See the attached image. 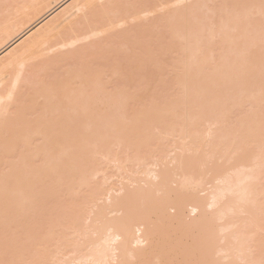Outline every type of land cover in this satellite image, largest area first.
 <instances>
[{
    "label": "bare ground",
    "instance_id": "obj_1",
    "mask_svg": "<svg viewBox=\"0 0 264 264\" xmlns=\"http://www.w3.org/2000/svg\"><path fill=\"white\" fill-rule=\"evenodd\" d=\"M263 104L264 0H0V264H264Z\"/></svg>",
    "mask_w": 264,
    "mask_h": 264
},
{
    "label": "rangeland",
    "instance_id": "obj_2",
    "mask_svg": "<svg viewBox=\"0 0 264 264\" xmlns=\"http://www.w3.org/2000/svg\"><path fill=\"white\" fill-rule=\"evenodd\" d=\"M250 19H252V18H250ZM250 19H249V20H250ZM249 20H248V21H249ZM252 20H253V19H252ZM252 20H250L251 23H253ZM254 21H255V20H254ZM249 23H250V22H248V24H249ZM208 25H210V24H208ZM213 26H214V27H213ZM212 27H213V29H214V28H216L217 26L212 25L211 28H212ZM208 28H209V27H208ZM214 30H216V29H214ZM161 32H162V31H161ZM216 42H217V41H216ZM215 48H216V46H215ZM216 49H217V50H216ZM216 49H215V50H216V53H217L219 49H218V48H216ZM167 59H168V57L165 58V61H166V62L163 60L164 63H166V65L163 66L164 63H163L162 60H161V62H162L163 64L161 63V64L159 65V67H158V68H160V66L162 65V66H163V68L161 67V68H162V71L164 70V67L166 66V68H167V64H169L168 61H167ZM170 59L173 60L172 57H171ZM172 60H169V62H170V61H171V62L174 61V60H173V61H172ZM219 63H220V62H219ZM173 64H174V63H173ZM173 64H172V65H173ZM169 65H170V67H171V69H172L171 64H169ZM168 67H169V66H168ZM170 67H169V68H170ZM158 68H157V69H158ZM161 68H160V70H161ZM171 69H168V71H167V69H166V71L170 73V71H173V70H171ZM173 69H174V68H173ZM155 70H156V69H155ZM160 70H159V71H160ZM156 71H157V70H156ZM166 71H163L164 74H165V76H164V74L161 72L162 77H160V78L163 79V76H164V80H162V81H161V79H157V80H159V81L161 82V84H162V83H163V84H164V83L167 84V85H164V88H165L167 91H166L165 89H163V87H162L161 84H160V90H157V91H156L155 88H154L153 91H152V90L150 89L153 93H154V90L156 91V92H155V93H156L155 96H158V97H156V98H159V97H160L159 99H161V98H165V99H166V98L169 97V96L173 97V95H175V93L177 92V89H178L177 87L179 86V85H178V86L176 85V88H177V89H175V87H174V85L177 84L178 82H176V83L174 82V84H172V85L170 84V85H169L170 82L172 83L173 81H176V79H175V80L172 79V78H174V75L172 76V74L175 73V70L173 71L174 73L171 72V75H170L169 73H166ZM157 72H158V71H157ZM157 72H156V73H157ZM157 74H158V73H157ZM157 74H155V75H156V77L158 78V77H159V76H158L159 74H158V75H157ZM167 74H168L169 76H167ZM140 76L143 77V75H140ZM140 76H138L137 79H138ZM160 76H161V75H160ZM166 76H167L168 79L166 78ZM171 76H172V77H171ZM141 77H140L139 79H141ZM170 77H171V79H170ZM144 78H145V76H144ZM146 79H147V78H145L144 81H145ZM169 79H170V80H169ZM141 80H142V79H141ZM155 80H156V78H155ZM142 81H143V80H142ZM165 81H166V82H165ZM160 82H158V83H160ZM168 82H169V83H168ZM158 83L156 82V84H158ZM158 85H159V84H158ZM165 86H166V87L169 86V87L166 88ZM155 87H156V85H155ZM161 87H162V89H163L162 91H161ZM170 87H171V88H170ZM172 87H174V89H172ZM158 88H159V86L157 87V89H158ZM168 88H169V89H168ZM171 89L174 90V91L176 90L175 93H174V91L171 92V94L174 93L173 95H170V91H168V90H171ZM150 90H149V91H146V92H145V95H144V93L140 92V93H139V96H140L141 98H143V97H144V98H145V97H148V99H150V98L152 97V96H150V92H151ZM164 90H165L166 92H165ZM158 91H160V93H159ZM163 91H164V92H163ZM179 91H180V90H179ZM131 92H132V91H131ZM143 92H144V91H143ZM152 92H151V93H152ZM167 92H169V93H167ZM147 93H149V94H147ZM158 93H159V94H158ZM166 93L168 94V96H166ZM178 93H179V92H178ZM178 93H177V94H178ZM236 93H237V92H236ZM238 93H239V92H238ZM140 94H143V95H140ZM160 94H162V96H164V97H162ZM164 94H165V95H164ZM177 94H176V96H177ZM159 95H160V96H159ZM179 95H180V94H179ZM235 95H236V94H235ZM240 95H241V94H240ZM240 95L237 94V96H235V97H239ZM149 96H150V97H149ZM153 97H154V95H153ZM153 97L150 99L151 102H150V100L147 101V99H143L144 102H143V103H141L142 101L140 102V103H141V106H140V107H143L144 105H142V104H144L145 102H146L145 104L147 105L148 103H150V104L155 103L156 100L158 101V99L155 100ZM171 97H170V98H167V99H169V100L172 99V100H173V98H171ZM141 98L138 97V99H141ZM174 98H175V96H174ZM176 98H177V97H176ZM152 99H154L155 101L152 102V101H153ZM165 99H164V100L162 99V100L165 101ZM141 100H142V99H141ZM145 100H146V101H145ZM169 100H168V101H169ZM138 101H139V100H138ZM138 101H137V102H138ZM157 101H156V102H157ZM147 102H148V103H147ZM160 102L162 103V101H158L157 104L159 103L160 105H162ZM164 103H165V102H164ZM164 103H163V104H164ZM150 104H149V105H150ZM132 105H134V106H133L134 108L136 107V106H135V103H133ZM132 105H131V107H132ZM133 107H132V108H133ZM140 107H138V105H137V108H140ZM144 107H146V106H144ZM130 109H131V108H130ZM135 109H136V108H135ZM249 109H252V105H251L250 103H247V104H245V105L243 106V108L238 109V110L242 111V113H239L240 111L238 112V110L236 111V112H238V114H236L235 111H234V114L231 113L230 116H231V118L233 119V120H231V118H230L231 123H232V121L236 122V121L234 120V118H235L236 116L238 117V115L240 114V117H242L243 115H241V114H244L243 112L248 111ZM263 109H264V104H263ZM235 110H236V109H235ZM261 110H262V109H260L259 111L262 113L263 111H261ZM232 112H233V111H232ZM261 113H260V115H261ZM232 114H233V116L236 114L235 117H233ZM246 115H248V114L246 113ZM262 115H264V112L262 113ZM237 117H236V118H237ZM234 122H233V123H234ZM231 123H230V124H231ZM233 123H232V125H233ZM202 124H203V123H202ZM202 124H201V125H202ZM230 124H228V125H229V126H232V125H230ZM234 124H235V123H234ZM201 125H200V124L195 125V126L193 127V130H195V131H202L203 129H206V128H207L204 124H203V126H201ZM199 127H200V129H199ZM113 166H114V165H112L111 167H109L110 170L112 169ZM105 167H107V166H104V168H105ZM109 168L107 169L108 171H110ZM105 169H106V168H105ZM114 169H115V168H114ZM114 169H113V171H111V174H108L109 172L107 171V172H108L107 174H108V177H109V178H108V181L111 179V180L109 181V184H111L112 180H113V182H114L115 180H116L115 182H117V180L120 178V177H119V176H120V175H119L120 173L117 172V171L114 170ZM116 173H119L118 176L116 175ZM99 177H101V179H103V178H102L103 176H99ZM116 178H117V179H116ZM97 179H100V178H97ZM113 182H112V183H113ZM113 184H114V183H113Z\"/></svg>",
    "mask_w": 264,
    "mask_h": 264
}]
</instances>
